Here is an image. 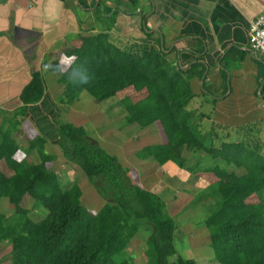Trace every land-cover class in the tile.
<instances>
[{
    "label": "trees",
    "instance_id": "trees-1",
    "mask_svg": "<svg viewBox=\"0 0 264 264\" xmlns=\"http://www.w3.org/2000/svg\"><path fill=\"white\" fill-rule=\"evenodd\" d=\"M80 40L79 48L65 54L71 62L58 79L63 103L70 105L82 94L105 104L129 89L137 98L145 93L135 103L125 95L120 105L128 114L127 124L136 123L142 129L156 123L160 126L166 143L151 145L146 152L160 165L172 162L190 174L211 173L215 178L189 204L201 205L207 212L199 222L207 230L215 261L248 264L260 259L264 249V156L259 141L253 143L254 134L251 142L220 141L216 146L212 139L206 141L195 114L187 109L193 99L189 79L172 67L161 49H120L106 33ZM77 68L86 70V83L72 79ZM44 93L42 74L34 73L19 96L18 115L25 116L28 106L39 103ZM56 132L53 144L59 155L91 182L104 204L92 213L81 203L79 180L67 188L62 185L50 168L55 158L46 153L43 137L35 136L27 143L39 163H19L9 151L19 148L13 132L1 129L0 204L6 200L10 209L8 214L0 211V243L10 242L12 264H133L126 250L134 237L145 243L147 264H196L178 256L173 244L177 225L160 196L134 182L117 157L101 148L83 127L62 120ZM185 149L233 166L242 174L228 182L225 169L203 167L198 158L190 163ZM252 196L258 197L257 203H248ZM25 197L44 217L38 221L30 217L21 206Z\"/></svg>",
    "mask_w": 264,
    "mask_h": 264
},
{
    "label": "crops",
    "instance_id": "crops-1",
    "mask_svg": "<svg viewBox=\"0 0 264 264\" xmlns=\"http://www.w3.org/2000/svg\"><path fill=\"white\" fill-rule=\"evenodd\" d=\"M263 11L264 0H0V130L13 132L18 143V149L9 150L12 158L19 163H39L30 146L24 150L22 145L41 136L46 140V153L55 158L50 164L54 168L58 161L69 165L53 153L57 122L65 120L78 127L91 124L89 136L101 148L124 160L133 156L134 166L150 169L137 172L136 177L129 175L143 189L160 196L166 206L177 200L166 199L164 193L189 191V179L196 177L198 190L183 197L184 204H180L186 209L197 206L189 204L215 181L214 176L193 175L172 162L160 165L146 152L151 145L166 143L160 126L156 123L142 129L126 123L122 97L129 95L135 103L146 94L137 98L129 89L113 97L117 102L107 100L104 111L103 104L86 94L66 105L58 82L71 62L65 54L81 46V37L101 33L120 49H161L172 67L188 77L193 99L187 109L195 114L204 139L218 146L220 141H241L237 136L245 135V129H253L254 134L262 131L259 122L263 118L234 122L230 112L253 111L258 102L264 111V59L251 50L248 41L249 23ZM37 72L44 79V97L28 106L21 117L19 96ZM118 115L123 116L125 127H116L113 120ZM188 154L197 160V154ZM258 259L248 264H258Z\"/></svg>",
    "mask_w": 264,
    "mask_h": 264
},
{
    "label": "rangeland",
    "instance_id": "rangeland-1",
    "mask_svg": "<svg viewBox=\"0 0 264 264\" xmlns=\"http://www.w3.org/2000/svg\"><path fill=\"white\" fill-rule=\"evenodd\" d=\"M127 94H129V92H127ZM117 100H118L117 98H113L111 100V103L117 102ZM104 105L105 104H103V111H104ZM253 108L255 109L253 111L230 112V117L232 118L231 120L234 122H240V121L250 122L255 119L261 120V118H263V120L259 122L261 124L260 128L262 130L259 134H254V132L251 133L247 129H245L246 131L245 135L244 133H240L238 134L237 137L241 140L246 139V142H251L250 140L255 138L253 143L255 141L260 140V143L264 148V111L260 102L257 103V107H253ZM60 121L62 122V120H59L57 123H59ZM113 121L117 123L116 127L118 128L125 127L124 126L125 122L122 115L116 116ZM206 124L211 125L209 122H207ZM17 125L19 124L17 123ZM89 126H93V125L86 124L82 126L87 132L88 136L90 135ZM253 134H254V138H253ZM33 135H34L33 131L30 130L29 131L30 138H32ZM25 145H27L26 140L24 141L22 146L26 147ZM118 145H120V143H118ZM52 148H53V153L57 155L58 154L57 148L55 146H53ZM103 148L105 149V147ZM126 151L128 155L131 154V148H129V150ZM183 153L187 156V159L189 160L190 163H194L196 161L195 158H192L189 155L190 153L188 154V151L186 149L184 150ZM32 154H34V152H32ZM113 155L117 157L119 163L122 165L125 171H127L129 174H132L133 177H136L137 172H141L143 170L150 171L149 168L146 169L141 165L134 166V160L136 158L133 156H129L127 160H124L117 153ZM263 155H264V151H263ZM56 158H58V156ZM197 158L199 161L202 162L203 167L209 168L211 166H219L220 168L225 169L227 171V175L225 179L228 182L235 181L238 177H240L239 175L242 174L241 171L236 169L235 167L226 166L222 163L215 162L211 160L209 157H206L200 153H197ZM70 166L74 168L73 172L71 171ZM50 168L59 175L62 185L66 188L69 187L71 183L73 184L74 180L75 181L79 180L77 181V184L79 185L82 191L81 203L83 207H85L88 211L92 213H96L103 206L104 200H102L98 196L91 182L88 179L83 178L79 170L76 169L74 165L69 164L65 166L63 161H58L55 164V168L53 167V165H51ZM198 187H199V180L196 177L192 176V178L189 179L188 185L186 186L187 190L189 191H185V189H181V191H177V192L170 191L168 193L166 192L163 194V196L167 197L166 199L168 200L171 201H173V199L177 200L174 201V204H172L171 202L168 203L167 206V211L169 215L174 219L177 225V232L175 234V239L173 244L178 256H180L181 258L192 259L196 262V264H218L213 259L214 254L209 244L207 230L205 229L204 225L200 224L199 222L200 219L203 216H205L207 212L204 211L205 209H203L201 205H197L198 207L194 206L191 209H186L185 205H182L184 204L183 203L184 201H182L181 199L183 197L188 198L193 196V193L196 192V190H198ZM261 197L264 198V191L261 192ZM1 202L2 204H0V211H3L6 214H8L10 205L6 200L4 201L2 200ZM181 202L182 204H180ZM257 202H258L257 196H252L248 200V203H257ZM21 206L30 212V217L34 221L40 220L45 215V213L42 210H38L30 206L27 202L26 197L21 202ZM145 249H146L145 243L141 240V238L134 237L130 242L128 249L126 250V255L130 257L133 264H147L144 255ZM0 264H12L11 245L9 241L0 243ZM258 264H264V249L261 258L258 261Z\"/></svg>",
    "mask_w": 264,
    "mask_h": 264
},
{
    "label": "built area",
    "instance_id": "built-area-1",
    "mask_svg": "<svg viewBox=\"0 0 264 264\" xmlns=\"http://www.w3.org/2000/svg\"><path fill=\"white\" fill-rule=\"evenodd\" d=\"M248 41L251 50L258 52L264 59V11L250 21Z\"/></svg>",
    "mask_w": 264,
    "mask_h": 264
},
{
    "label": "clouds",
    "instance_id": "clouds-1",
    "mask_svg": "<svg viewBox=\"0 0 264 264\" xmlns=\"http://www.w3.org/2000/svg\"><path fill=\"white\" fill-rule=\"evenodd\" d=\"M72 79L75 82H79V83H86L89 79V76L86 73V70L83 68H77L73 74Z\"/></svg>",
    "mask_w": 264,
    "mask_h": 264
}]
</instances>
